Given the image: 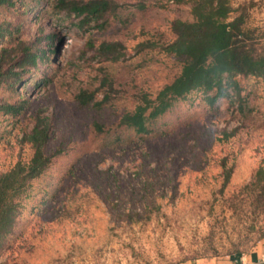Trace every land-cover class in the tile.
Wrapping results in <instances>:
<instances>
[{"label": "rangeland", "instance_id": "374dc122", "mask_svg": "<svg viewBox=\"0 0 264 264\" xmlns=\"http://www.w3.org/2000/svg\"><path fill=\"white\" fill-rule=\"evenodd\" d=\"M115 1L118 14L101 28H79L54 0L0 5V48L17 59L56 34L46 60H27L19 80L0 82V102L22 105L0 111V172L29 159L24 135L38 115L54 153L0 237V264H197L264 238L255 177L264 167V76L234 75L239 93L231 83L214 101L212 91L191 90L135 133L119 117L179 72L181 58L164 47L173 20L193 19V0ZM228 2L246 48L264 55V0ZM102 40L121 44L118 59L96 54ZM82 88L95 92L85 105L75 99Z\"/></svg>", "mask_w": 264, "mask_h": 264}, {"label": "trees", "instance_id": "16d2710c", "mask_svg": "<svg viewBox=\"0 0 264 264\" xmlns=\"http://www.w3.org/2000/svg\"><path fill=\"white\" fill-rule=\"evenodd\" d=\"M180 2L182 0H176ZM11 0H0V5L8 4ZM56 9L65 11L79 20V28L91 26L101 28L108 17L118 14L119 3L115 0H54ZM228 0H193L191 21L175 19L171 22L174 38L164 49L168 54L181 58L179 72L168 82L164 83L153 98L143 94L135 107L120 115L119 123L132 128L135 133L149 132L152 121L167 112L179 97L194 89L203 88L205 92L212 91L209 97L214 101L218 96L229 95V85L232 84L233 94H238V85L234 75L264 76V55H254L246 48L241 38L240 27L242 19L235 17L228 20L230 12ZM116 16V15H115ZM5 30L0 24V38ZM47 48L40 46L30 53L25 45L18 51V57L13 49L0 48V82L9 77L19 80V66H24L27 60L35 62L38 56L46 60L47 51L56 38L55 33L47 34ZM41 41L44 38H40ZM88 44H91L89 42ZM121 44L117 41L102 40L95 52L104 60H116L120 57ZM52 51V50H51ZM13 79V80H14ZM94 91L82 88L75 95L78 103L88 104L94 97ZM22 107V105H19ZM10 102H0V111L13 113L19 108ZM96 127H102L96 123ZM49 137V123L45 117L36 119L31 130L24 135L32 149L27 161H17L9 169L0 172V237L7 233L20 211V198L28 183L40 176L49 165L51 156L46 148ZM229 176L228 172L225 174ZM261 182L264 194V167H259L255 173ZM264 200V199H263ZM264 206V201L262 202ZM264 236V235H263Z\"/></svg>", "mask_w": 264, "mask_h": 264}, {"label": "crops", "instance_id": "0c3cea01", "mask_svg": "<svg viewBox=\"0 0 264 264\" xmlns=\"http://www.w3.org/2000/svg\"><path fill=\"white\" fill-rule=\"evenodd\" d=\"M197 264H264V238L260 239L246 253L231 256L227 259L199 261Z\"/></svg>", "mask_w": 264, "mask_h": 264}]
</instances>
